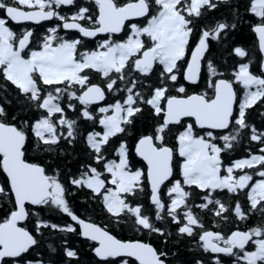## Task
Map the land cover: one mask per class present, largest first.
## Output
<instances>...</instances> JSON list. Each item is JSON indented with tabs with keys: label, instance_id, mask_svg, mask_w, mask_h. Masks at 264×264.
Listing matches in <instances>:
<instances>
[{
	"label": "snow or ice",
	"instance_id": "1",
	"mask_svg": "<svg viewBox=\"0 0 264 264\" xmlns=\"http://www.w3.org/2000/svg\"><path fill=\"white\" fill-rule=\"evenodd\" d=\"M222 4L231 18L210 17ZM243 8L255 19L232 0H94V10L0 0V264H80V237L97 264H182L170 246L181 238L231 264H264V219L220 226L229 214L264 218V125L249 115L264 106V59L254 72L252 59L229 66L212 51L247 23L264 53V0ZM53 18L42 38L12 26ZM98 34L107 36L89 47L85 38ZM232 52L248 56L241 45ZM246 136L256 151L233 159ZM80 139L73 171L55 157ZM224 190L244 202L225 201ZM84 192L100 213L78 206ZM46 233L59 240L47 245L55 258L39 250Z\"/></svg>",
	"mask_w": 264,
	"mask_h": 264
},
{
	"label": "trees",
	"instance_id": "2",
	"mask_svg": "<svg viewBox=\"0 0 264 264\" xmlns=\"http://www.w3.org/2000/svg\"><path fill=\"white\" fill-rule=\"evenodd\" d=\"M80 1H78L79 4ZM232 3L241 5V13L243 14V19L245 21L254 20V14L244 13L243 5L247 3V0H232ZM81 5V4H79ZM209 16L212 18H219L221 16H230V8L227 5L222 4L218 10H213L209 13ZM236 45H241L246 49L248 56L245 58L238 57L234 52H232V48ZM213 55L219 62H226L227 65L232 66L239 62H246L247 59H252L251 70L254 72H259L260 69V53L257 47V40L255 33L251 30L247 23L239 24L237 29L234 30L230 34V38L226 43H222L220 45L215 46L213 49ZM4 81L0 79V85H3ZM0 95H5L2 89H0ZM8 98L13 99L15 96V92L9 91ZM260 102H257L256 106H253V109L249 113L251 117V122L255 123L258 128L261 125H264V116H261L260 113L264 112V106H259ZM149 120L141 119L137 122L136 128L132 130L133 135H136L137 132L144 128ZM87 127V125H83ZM97 130H100L99 126H97ZM264 130V129H262ZM258 142L250 141L247 136L240 143L235 145L234 151L230 152L229 155L233 158H241L248 155V149L252 148L253 151H256L254 147ZM61 148L65 149V153L61 156L59 154V149H57V156L55 159L58 161L65 163L67 168L76 170L77 161L80 158V154L84 151V142L82 139L78 140L74 145H66L65 143H61ZM134 160L139 161V157H133ZM258 167V166H257ZM4 179V174L0 171V182ZM87 195V192L77 193L74 200H76L78 206L83 210L87 208L88 214L92 215V210L94 209L96 213H100V209L96 204H88L84 201L83 197ZM237 196L241 199L242 203L244 202V197L242 194H228L227 190H224L223 199L225 201L235 200ZM201 201L197 200L196 203H200ZM145 203L147 204V200L145 199ZM40 210V209H37ZM203 215V212H201ZM55 219V216H53ZM67 219L66 215L63 217ZM103 215H98L97 219H103ZM262 218L260 213H256L250 216L246 221H237L233 214H229L228 222L221 224V228L225 231L234 229L239 226L242 230L253 227L259 223H261ZM205 224L209 227H212L215 230V226L213 225V217L211 215H204ZM130 235V234H129ZM75 243H77L83 249V255L81 257L80 264H97V258L91 253L89 249V245L85 242L84 238H73ZM48 243H53L54 245L59 243V240L56 237L48 238V234H45V238L41 240L40 251L43 255L48 256L51 255L54 258L58 255V253H50L47 247ZM174 251L178 252V259L182 262V264H194L196 259H202L205 261V264H213L212 257L214 256L210 252H205L202 248H199L197 245L193 244L191 240L188 238H181L177 243L170 245ZM223 257V264H231V257H226V255H221ZM115 260L116 264H119V258H112Z\"/></svg>",
	"mask_w": 264,
	"mask_h": 264
},
{
	"label": "flooded vegetation",
	"instance_id": "3",
	"mask_svg": "<svg viewBox=\"0 0 264 264\" xmlns=\"http://www.w3.org/2000/svg\"><path fill=\"white\" fill-rule=\"evenodd\" d=\"M78 1H80L79 4H81L82 6H86V7H89L90 9L94 10V0H76V4H78ZM74 10L75 9L72 8L71 6H65L63 8V11L65 13H69V14H70V11H74ZM2 14H3L2 11H0V15H2ZM57 22L58 21H56L55 18H54L52 21L41 22L38 25L37 24H34L32 22H25V23H19V24H16V23L13 22L12 26L16 30H19V29L25 28V27H33V28H35L36 36L38 38H42V35L45 32L46 28L53 26ZM65 31H68L69 34H71V35H77V33L74 30H65ZM117 35H120V34H117ZM106 36H107V34H105V35H98L95 38H85V41H86V43L88 44L89 47H94L96 43H98L101 39L106 38ZM256 40H257V38H256ZM257 47H258V50H259V53H260V63H261V60L263 59V55H262V53H261V51L259 49L258 40H257ZM212 254L214 256H217L218 255L219 257L221 255H225V254H214V253H212ZM226 257H228V256H226ZM220 259L222 261L224 260L223 257H220ZM232 259H234V258H232ZM212 263L215 264L214 260H213Z\"/></svg>",
	"mask_w": 264,
	"mask_h": 264
},
{
	"label": "water",
	"instance_id": "4",
	"mask_svg": "<svg viewBox=\"0 0 264 264\" xmlns=\"http://www.w3.org/2000/svg\"><path fill=\"white\" fill-rule=\"evenodd\" d=\"M54 19V18H53ZM52 21V20H51ZM41 22H45V21H41ZM40 22V23H41ZM15 23V22H14ZM20 23H25V22H20ZM33 23V22H32ZM98 35H105V34H98ZM255 36H256V38H257V40H258V37H257V35L255 34ZM262 53V52H261ZM262 55H263V59H264V53H262Z\"/></svg>",
	"mask_w": 264,
	"mask_h": 264
}]
</instances>
